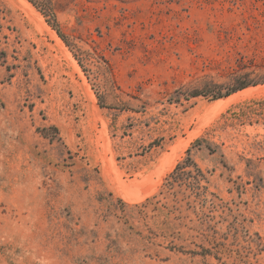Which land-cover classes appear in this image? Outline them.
Instances as JSON below:
<instances>
[{"label": "rangeland", "instance_id": "obj_1", "mask_svg": "<svg viewBox=\"0 0 264 264\" xmlns=\"http://www.w3.org/2000/svg\"><path fill=\"white\" fill-rule=\"evenodd\" d=\"M0 264H264V0H0Z\"/></svg>", "mask_w": 264, "mask_h": 264}, {"label": "trees", "instance_id": "obj_2", "mask_svg": "<svg viewBox=\"0 0 264 264\" xmlns=\"http://www.w3.org/2000/svg\"><path fill=\"white\" fill-rule=\"evenodd\" d=\"M36 8L39 10L42 9H49L51 6V0H43V1H32L29 0ZM47 11V10H45ZM43 12V11H41ZM45 14V13H43ZM48 15H46L47 17ZM52 27L56 30L58 35L64 39V36L61 35L60 31L57 29L56 24L52 23ZM240 83L235 84L231 89H228L227 91H214L210 93H194L192 96L193 98L198 97H205L210 98L212 101L221 100L224 98H228L238 92L244 91L250 87H256L259 85V83H255L252 81L243 82L239 81ZM211 143L206 141L205 139H198L196 140L192 146L188 149L186 153V158L183 162L179 163L173 172V174L170 176L172 179L175 178V181L173 180L172 183L168 184V189L172 194H178L183 190L191 189L192 195L196 197L199 201L201 200L200 197L203 196L204 191L206 190L205 187L202 186V182L206 180L202 170L198 167V165L193 160V152L194 151H202L204 149H207L211 154H214L215 151L211 149ZM188 168H193L192 171H188ZM174 169V168H173ZM177 177V178H176ZM162 179L159 181L158 186L161 184ZM178 186L180 191H176V187ZM206 193V192H205ZM204 200V199H202Z\"/></svg>", "mask_w": 264, "mask_h": 264}, {"label": "bare ground", "instance_id": "obj_3", "mask_svg": "<svg viewBox=\"0 0 264 264\" xmlns=\"http://www.w3.org/2000/svg\"><path fill=\"white\" fill-rule=\"evenodd\" d=\"M29 10H32V9H29ZM31 12H32V11H31ZM34 14H35V12H34ZM39 16H40V15H39ZM238 96H239V95H238ZM238 96H237V97H238ZM231 97H232V96H231ZM128 195H129V194H128ZM129 196H130V195H129ZM129 196H128V197H129ZM128 197H127V198H128Z\"/></svg>", "mask_w": 264, "mask_h": 264}]
</instances>
